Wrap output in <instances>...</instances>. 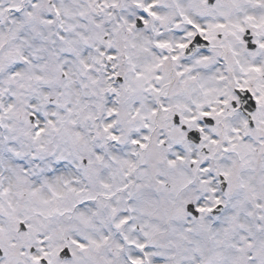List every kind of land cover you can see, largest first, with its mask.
I'll return each instance as SVG.
<instances>
[{
	"label": "snow or ice",
	"instance_id": "obj_1",
	"mask_svg": "<svg viewBox=\"0 0 264 264\" xmlns=\"http://www.w3.org/2000/svg\"><path fill=\"white\" fill-rule=\"evenodd\" d=\"M0 264H264V0H0Z\"/></svg>",
	"mask_w": 264,
	"mask_h": 264
}]
</instances>
